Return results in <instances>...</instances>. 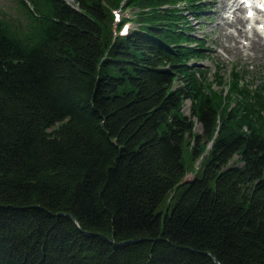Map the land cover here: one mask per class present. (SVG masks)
I'll list each match as a JSON object with an SVG mask.
<instances>
[{"label":"trees","instance_id":"1","mask_svg":"<svg viewBox=\"0 0 264 264\" xmlns=\"http://www.w3.org/2000/svg\"><path fill=\"white\" fill-rule=\"evenodd\" d=\"M13 1L0 264H264V84L215 89L189 65L204 3ZM120 8L137 10L124 35Z\"/></svg>","mask_w":264,"mask_h":264},{"label":"rangeland","instance_id":"2","mask_svg":"<svg viewBox=\"0 0 264 264\" xmlns=\"http://www.w3.org/2000/svg\"><path fill=\"white\" fill-rule=\"evenodd\" d=\"M66 1L70 2L71 0ZM230 1L233 2V0H225L226 3H230ZM196 2L199 1L197 0ZM201 3H204L203 8L206 11L198 14V17H193L189 13L187 20L190 21V36L204 40V47L207 49L204 51L205 57L195 61L190 60L189 65L206 71V82H210L215 89L220 90L223 88L226 91L227 85L233 79V72L238 74V82L241 86H247L249 90H256L262 87V84H264V46L262 49L256 51L255 56L247 58L229 49L228 45L233 42L231 39H225L224 34L234 31L235 27L230 25L220 29L218 26V17L228 14H225V10L220 7L218 0H201ZM0 9L9 15L17 16L16 3L13 0H0ZM116 11L120 13L116 18L114 11V20H116L115 27L121 24L122 21L125 22L122 23L120 30H122L124 25L133 26L127 20L135 17L136 9L125 10L120 8ZM239 15L245 16V11H240ZM231 19L232 15H230L229 21ZM257 23H259V20L255 21L253 26H256ZM243 25L246 27L247 24L245 23ZM236 27L239 26L236 25ZM241 41H244V39H241ZM183 112L187 115L190 114V102L188 100L183 104ZM195 131L201 132V125L197 122ZM192 177L193 173H188L184 181L190 180ZM159 207L162 211L168 209L166 202L162 203Z\"/></svg>","mask_w":264,"mask_h":264},{"label":"bare ground","instance_id":"3","mask_svg":"<svg viewBox=\"0 0 264 264\" xmlns=\"http://www.w3.org/2000/svg\"><path fill=\"white\" fill-rule=\"evenodd\" d=\"M253 1L254 4H263L262 0H258L259 2L257 0H251V2ZM218 4L225 10V14H228L226 16L218 17V26L220 29L230 25L235 27L234 31L226 32L224 34L225 39H231L233 42L228 45V48L246 58L255 56L256 51L262 49L264 46V16L259 17L257 15L249 19L246 15H239L240 11H244V8L243 4H240L238 0H234L232 4L226 3L225 0H218ZM246 13L247 11H245V14ZM230 15H232L231 21H229ZM258 20L259 23H257L256 26H253V23ZM245 23L247 24L246 27L243 25ZM236 25L239 27H236ZM258 26H262V28L258 30ZM241 39H244V41H241ZM251 52L253 53L250 54Z\"/></svg>","mask_w":264,"mask_h":264},{"label":"water","instance_id":"4","mask_svg":"<svg viewBox=\"0 0 264 264\" xmlns=\"http://www.w3.org/2000/svg\"><path fill=\"white\" fill-rule=\"evenodd\" d=\"M215 262H216L217 264H219V263L217 262V260H215Z\"/></svg>","mask_w":264,"mask_h":264}]
</instances>
